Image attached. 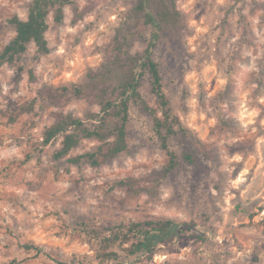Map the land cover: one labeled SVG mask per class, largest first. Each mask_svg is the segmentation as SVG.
<instances>
[{
	"label": "rangeland",
	"instance_id": "obj_1",
	"mask_svg": "<svg viewBox=\"0 0 264 264\" xmlns=\"http://www.w3.org/2000/svg\"><path fill=\"white\" fill-rule=\"evenodd\" d=\"M136 1L78 0L62 23L51 16L49 55L37 58L29 46L21 79L16 68L0 66V264H98V237L86 228L104 236L120 224L157 219L190 229L123 264H264V0H176L182 25L164 32L153 54L186 129L170 138L179 166L166 177L169 157L139 105H131L127 150L99 168L54 159L62 139L39 150L59 109L37 107L15 123L4 114L43 85L85 82ZM32 2L0 0V52L15 37L8 21L26 19ZM141 30L133 52L151 38L150 26ZM140 91L156 107L148 76ZM98 110L86 100L64 108L79 118ZM96 145L85 140L70 156ZM125 178L149 190L117 187Z\"/></svg>",
	"mask_w": 264,
	"mask_h": 264
},
{
	"label": "trees",
	"instance_id": "obj_2",
	"mask_svg": "<svg viewBox=\"0 0 264 264\" xmlns=\"http://www.w3.org/2000/svg\"><path fill=\"white\" fill-rule=\"evenodd\" d=\"M77 1L33 0L26 19L18 15L11 18L8 22L15 30V37L0 52V66L7 64L16 68L18 79H21L24 69L19 63L29 46L33 44L36 47L37 58L49 55L51 47L47 34L51 16L56 23H62L65 8L76 6ZM181 25V13L176 0H137L117 30L102 64L88 72L85 82L58 87L43 85L32 101L4 114L11 123H15L23 114L35 112L37 107L42 111L46 108L59 109L52 113L54 121L45 128L39 150L62 139L54 159L68 157L67 162L73 166L86 163L99 168L127 150L131 105H139L153 118L154 132L169 157L163 172L166 177L179 166V157L171 149L170 138L186 129L172 109L160 67L153 54L162 34ZM141 26L151 27V38L142 52H133L136 41L143 35ZM146 76L156 97V107L151 106L140 91ZM31 77L34 78L33 74ZM73 100H86L99 110L79 118L72 112L64 111ZM85 140L96 142L95 149L70 156ZM183 159L194 163L190 154H184ZM116 186L135 193L149 190L142 187L141 180L136 178L122 179ZM183 228L190 229V225L173 219H157L120 224L107 229L108 234L104 236L97 230L84 228V231L98 237V264H123L125 259L134 262L152 256L159 245L174 242ZM24 247L30 249L33 246Z\"/></svg>",
	"mask_w": 264,
	"mask_h": 264
}]
</instances>
